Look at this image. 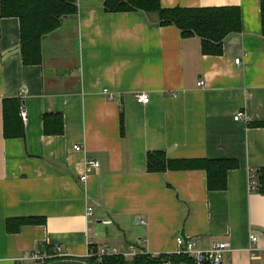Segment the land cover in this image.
Listing matches in <instances>:
<instances>
[{
  "label": "crops",
  "instance_id": "1",
  "mask_svg": "<svg viewBox=\"0 0 264 264\" xmlns=\"http://www.w3.org/2000/svg\"><path fill=\"white\" fill-rule=\"evenodd\" d=\"M104 2L77 0L76 14L42 38L37 66L22 62L19 20L0 17V264H37L33 254L57 247L84 260L90 246L132 261L175 254L178 237L201 251L226 243L223 264H264V195L248 183L264 168L260 0H160L240 10L241 31L219 55L155 15L109 14ZM14 98L28 119L24 137L8 139L2 101ZM152 152L237 168L224 191H209L202 170L147 172ZM32 218L44 223L6 232V221Z\"/></svg>",
  "mask_w": 264,
  "mask_h": 264
},
{
  "label": "trees",
  "instance_id": "2",
  "mask_svg": "<svg viewBox=\"0 0 264 264\" xmlns=\"http://www.w3.org/2000/svg\"><path fill=\"white\" fill-rule=\"evenodd\" d=\"M77 0H0V17L19 20L20 54L25 66L40 65V42L42 38L56 31L61 20L76 14ZM106 13L139 12L157 16L161 26H175L182 36H196L202 40V52L219 55L222 41L231 33H239L240 10L237 8L163 9L160 0H105ZM260 24L264 36V0H260ZM3 132L8 139L23 138L25 132L19 113L18 99L2 101ZM61 132V118H58ZM57 132V133H58ZM146 170L161 173L175 170H202L206 172L209 191H224L227 188V173L237 168L231 160H170L163 152L146 155ZM257 192L264 195V168L257 172ZM39 219H11L6 221V232L18 234L21 227L43 224ZM69 259V258H65ZM89 264H195L193 259L182 254L159 256L136 255L127 261L122 255H107L98 262L95 258L84 259ZM52 262V261H47Z\"/></svg>",
  "mask_w": 264,
  "mask_h": 264
},
{
  "label": "built area",
  "instance_id": "3",
  "mask_svg": "<svg viewBox=\"0 0 264 264\" xmlns=\"http://www.w3.org/2000/svg\"><path fill=\"white\" fill-rule=\"evenodd\" d=\"M241 62V59H235L234 63L236 65H238ZM199 87H202L204 85L203 81H199L198 83ZM22 95L20 94V97ZM135 99L140 103V104H146L149 102L148 99V94L147 93H142V94H136L135 95ZM19 117H21L22 122H26L28 117L26 114V111L24 109V106H21L20 110H19ZM234 121L238 122V121H248V117L244 116L241 113H237L234 116ZM74 150L75 151H82V148L79 146H74ZM86 167L87 169H97L98 168V162L95 160H91L88 159L86 162ZM86 177L83 176L81 178V181H85ZM249 188L251 190L256 189L257 187V179L254 177V175H252L249 178ZM92 215V208L89 207L86 210V217L88 218V225H90L91 223H93V219L91 217ZM250 240L253 242H256V237L254 235L250 236ZM177 244V250L175 255L177 254H182L185 255L187 257H189L190 259L194 260L195 264H223L224 261V253L227 251L228 249V245L226 243L220 242V244H216L213 245L210 249H207L206 251H201L199 249H197V245L194 242H184L180 237H178L176 239ZM107 255H118L117 252L115 250H109L107 248H101V249H96L94 250L92 248V246H90L87 254H86V258L85 259H90L95 258L98 262L102 261V258H104ZM136 256V255H134ZM124 257V256H123ZM67 258V254L63 251L62 247H57L55 248L50 254H47V256H41L39 253H35L33 254V256L31 257V260L34 262H36L37 264H45L47 261H58V260H62ZM134 258V257H133ZM168 264V263H166Z\"/></svg>",
  "mask_w": 264,
  "mask_h": 264
},
{
  "label": "water",
  "instance_id": "4",
  "mask_svg": "<svg viewBox=\"0 0 264 264\" xmlns=\"http://www.w3.org/2000/svg\"><path fill=\"white\" fill-rule=\"evenodd\" d=\"M47 264H89L83 260H73V259H62V260H58V261H52V262H48Z\"/></svg>",
  "mask_w": 264,
  "mask_h": 264
},
{
  "label": "rangeland",
  "instance_id": "5",
  "mask_svg": "<svg viewBox=\"0 0 264 264\" xmlns=\"http://www.w3.org/2000/svg\"><path fill=\"white\" fill-rule=\"evenodd\" d=\"M50 261H52V260H50ZM45 264H47V263H45Z\"/></svg>",
  "mask_w": 264,
  "mask_h": 264
}]
</instances>
